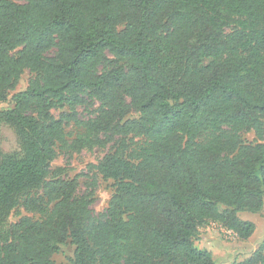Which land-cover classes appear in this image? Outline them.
I'll return each mask as SVG.
<instances>
[{
  "label": "trees",
  "instance_id": "1",
  "mask_svg": "<svg viewBox=\"0 0 264 264\" xmlns=\"http://www.w3.org/2000/svg\"><path fill=\"white\" fill-rule=\"evenodd\" d=\"M25 70L0 112L18 144L0 149V264H55L68 239L71 264H218L194 244L200 226L251 236L237 212L263 207L264 0H0V101ZM70 123L86 133L68 140ZM250 130L261 142H243ZM127 136L148 145L128 156ZM116 139L88 164L115 180L94 213L96 178L76 196L78 176L51 162ZM17 206L40 219L8 222ZM229 264H264V240Z\"/></svg>",
  "mask_w": 264,
  "mask_h": 264
},
{
  "label": "rangeland",
  "instance_id": "2",
  "mask_svg": "<svg viewBox=\"0 0 264 264\" xmlns=\"http://www.w3.org/2000/svg\"><path fill=\"white\" fill-rule=\"evenodd\" d=\"M231 16L232 26H237L239 19H246L244 15H238L236 13H229ZM122 25L119 26V29ZM107 57L110 64H115L116 59L107 53ZM118 63V62H117ZM109 65L107 67H109ZM34 75L27 70H25L14 88V90L7 92V98L5 101H0V112L7 108L12 107V95L18 91L26 88L28 80ZM99 107L98 101H93L90 106H77L76 112L79 118L83 121L94 118L95 112ZM69 111L67 106L63 108H57L52 110V114L57 117L60 112ZM138 114L130 112L127 114L126 118H138ZM66 137L68 140L72 138L83 135L86 133L84 127L76 126L70 123L65 128ZM209 133H202L198 136L197 140L199 143H203L208 139ZM241 137L244 143H256L261 142L253 131H243ZM127 143L129 149L127 155L132 149H138L142 146L148 145V140L144 137L139 136H127ZM117 139L112 143L101 147L92 146L83 148L79 152H69L65 148L57 147V156L51 162L52 170L61 167L64 168L63 172L68 178L74 176L77 177L78 187L76 196L82 194L87 188L89 183L92 181L93 177L96 178V188H95V201L91 205V209L94 213L101 212L104 210L114 192L115 180L112 178H105L101 174L97 173L96 170L90 171L88 164H96L102 158L113 152ZM0 149L3 153H12L18 149V144L16 136L11 128L7 125L0 124ZM129 156V155H128ZM41 192V190L39 191ZM41 194V193H40ZM238 216L243 220H248L254 223L255 229L251 236L247 239H240L231 230L224 228L221 224L215 221H207L202 226H200L199 234L194 239V244L201 249H208L212 252L215 260L218 264H229L232 261H239L245 259L251 255V253L258 247V245L264 240V195H263V207L260 212L251 211H238ZM21 216H28L34 220L40 219V216L33 212H27L22 206H17L8 218V222H14ZM74 246L70 243L68 239L66 244L56 253L52 255V259L55 264H71V259L73 257Z\"/></svg>",
  "mask_w": 264,
  "mask_h": 264
},
{
  "label": "crops",
  "instance_id": "3",
  "mask_svg": "<svg viewBox=\"0 0 264 264\" xmlns=\"http://www.w3.org/2000/svg\"><path fill=\"white\" fill-rule=\"evenodd\" d=\"M238 215V214H237ZM239 217V216H238ZM240 218V217H239ZM201 228L199 227V230H200ZM242 260V259H241Z\"/></svg>",
  "mask_w": 264,
  "mask_h": 264
},
{
  "label": "built area",
  "instance_id": "4",
  "mask_svg": "<svg viewBox=\"0 0 264 264\" xmlns=\"http://www.w3.org/2000/svg\"><path fill=\"white\" fill-rule=\"evenodd\" d=\"M234 233V232H233Z\"/></svg>",
  "mask_w": 264,
  "mask_h": 264
}]
</instances>
